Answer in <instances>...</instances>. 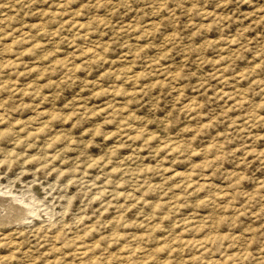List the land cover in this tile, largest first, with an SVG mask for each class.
I'll use <instances>...</instances> for the list:
<instances>
[{"label": "rangeland", "instance_id": "rangeland-1", "mask_svg": "<svg viewBox=\"0 0 264 264\" xmlns=\"http://www.w3.org/2000/svg\"><path fill=\"white\" fill-rule=\"evenodd\" d=\"M0 199V264H264V0H0Z\"/></svg>", "mask_w": 264, "mask_h": 264}, {"label": "bare ground", "instance_id": "bare-ground-1", "mask_svg": "<svg viewBox=\"0 0 264 264\" xmlns=\"http://www.w3.org/2000/svg\"><path fill=\"white\" fill-rule=\"evenodd\" d=\"M87 50H88V49H87ZM87 50H86V51H87ZM87 52H88V51H87ZM90 52H91V51H89L88 53H90ZM88 53H87V54H88ZM43 113H44V112H43ZM45 114H46V113H45ZM42 116H44V115H42ZM0 200H1V199H0ZM12 203L14 204V202H12ZM9 205L12 206V204H9ZM4 206H5V205H4ZM13 206H14V205H13ZM15 207L17 208V206H15ZM19 207H20V206H19ZM12 208H13V207H12ZM6 209H7V208H6ZM6 209H5V210H6ZM9 209H10V208H9ZM21 209H22V208H21ZM0 210H2V209H0ZM14 210H15V208H13V212H14ZM17 210H18V209H17ZM9 211H11V210H9ZM15 212H16V211H15ZM15 212H14V213H15ZM17 212H18V211H17ZM17 212H16L15 214H12V215L10 214L11 216H7V217L10 218V219H12L13 217H15L16 220L22 219V217H23V213L21 212L20 215H19V213H17ZM10 213H12V212H10ZM26 213H27V212H26ZM6 214H7V213H6ZM1 218H2V219H5V218H3V216H2ZM1 218H0V220H1ZM22 220H23V219H22ZM3 222H4V221H3ZM11 222H12V221H11ZM1 223H2V222H1Z\"/></svg>", "mask_w": 264, "mask_h": 264}]
</instances>
